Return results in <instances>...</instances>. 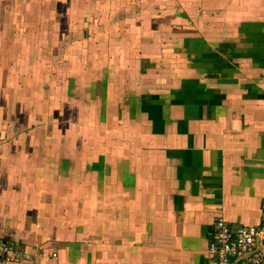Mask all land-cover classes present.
<instances>
[{
	"label": "crops",
	"instance_id": "0c3cea01",
	"mask_svg": "<svg viewBox=\"0 0 264 264\" xmlns=\"http://www.w3.org/2000/svg\"><path fill=\"white\" fill-rule=\"evenodd\" d=\"M263 208L264 0H0L8 264H217Z\"/></svg>",
	"mask_w": 264,
	"mask_h": 264
},
{
	"label": "built area",
	"instance_id": "2783aa9c",
	"mask_svg": "<svg viewBox=\"0 0 264 264\" xmlns=\"http://www.w3.org/2000/svg\"><path fill=\"white\" fill-rule=\"evenodd\" d=\"M209 250L217 264H235L242 259L249 264H264V208L262 219L256 224L234 225L225 217H218ZM35 257L36 254L21 247L17 240L0 237V264L31 261Z\"/></svg>",
	"mask_w": 264,
	"mask_h": 264
},
{
	"label": "rangeland",
	"instance_id": "374dc122",
	"mask_svg": "<svg viewBox=\"0 0 264 264\" xmlns=\"http://www.w3.org/2000/svg\"><path fill=\"white\" fill-rule=\"evenodd\" d=\"M57 254V253H56Z\"/></svg>",
	"mask_w": 264,
	"mask_h": 264
}]
</instances>
